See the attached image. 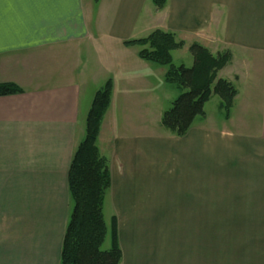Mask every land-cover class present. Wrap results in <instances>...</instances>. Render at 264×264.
<instances>
[{
    "label": "crops",
    "instance_id": "0c3cea01",
    "mask_svg": "<svg viewBox=\"0 0 264 264\" xmlns=\"http://www.w3.org/2000/svg\"><path fill=\"white\" fill-rule=\"evenodd\" d=\"M156 29L231 52L229 117L212 96L184 136L161 125L167 67L125 44ZM108 80L97 145L120 264H217V230L255 231L229 264H264V0H4L0 83L23 91L0 96V264H61L71 161Z\"/></svg>",
    "mask_w": 264,
    "mask_h": 264
},
{
    "label": "trees",
    "instance_id": "16d2710c",
    "mask_svg": "<svg viewBox=\"0 0 264 264\" xmlns=\"http://www.w3.org/2000/svg\"><path fill=\"white\" fill-rule=\"evenodd\" d=\"M162 9L168 0H152ZM126 45L141 47V58L167 67L166 81L180 90L161 119L162 126L176 136H184L195 119L205 115V105L213 95L221 99L220 108L229 117L238 89L229 80L219 78V71L231 60V52L214 55L198 42L190 46L194 57L191 67L175 65L172 51L184 46L175 33L156 29L148 36L127 40ZM113 84L108 80L95 94L86 121V134L78 144L69 170V192L72 210L65 231L61 264H120L122 250L118 238V222L112 218V245L104 250L107 224L104 201L111 187L107 159L101 155L97 141L103 117L110 106ZM13 82L0 83V96L21 93Z\"/></svg>",
    "mask_w": 264,
    "mask_h": 264
},
{
    "label": "rangeland",
    "instance_id": "374dc122",
    "mask_svg": "<svg viewBox=\"0 0 264 264\" xmlns=\"http://www.w3.org/2000/svg\"><path fill=\"white\" fill-rule=\"evenodd\" d=\"M180 40V39H179ZM174 55V64L179 65H185L187 67L192 66L193 54L190 50H187L185 48L176 49L173 51ZM180 95V90L173 84L168 83V98L170 99L169 104L167 106V109H169L172 106L173 101ZM215 99L211 101V103L207 104L206 111L209 113H217L218 107L216 106L215 100L218 98L217 95H213ZM220 109V108H219ZM162 125V124H161ZM108 220V219H107ZM108 224V232L107 237L105 240V243L103 244V249L108 250L111 248L112 245V231L110 228L109 220L107 222ZM210 238L215 240V256L217 258V264L224 263L229 264L232 261H235L236 258H230L231 256H238L241 253H247L246 250L252 248L251 244H254V241L251 242L250 246H245L247 244V241L254 240L255 239V231H241V230H217L214 232V238L211 235ZM241 244L243 246L241 247ZM249 249V250H250Z\"/></svg>",
    "mask_w": 264,
    "mask_h": 264
},
{
    "label": "snow or ice",
    "instance_id": "6c2138e0",
    "mask_svg": "<svg viewBox=\"0 0 264 264\" xmlns=\"http://www.w3.org/2000/svg\"><path fill=\"white\" fill-rule=\"evenodd\" d=\"M4 3V0H0V5H2Z\"/></svg>",
    "mask_w": 264,
    "mask_h": 264
}]
</instances>
